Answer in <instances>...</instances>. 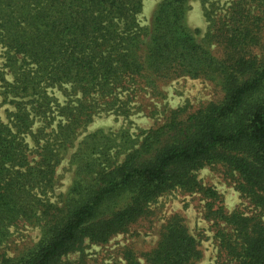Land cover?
<instances>
[{
  "label": "trees",
  "instance_id": "16d2710c",
  "mask_svg": "<svg viewBox=\"0 0 264 264\" xmlns=\"http://www.w3.org/2000/svg\"><path fill=\"white\" fill-rule=\"evenodd\" d=\"M189 1L161 0L142 27V0H0V45L13 76L1 78L2 96L14 108L7 123L0 120V246L20 223L41 229L33 246L1 264H62L85 241L103 246L127 233L174 190L208 200L206 218L224 226L217 244L227 264H264V0L223 7L200 0L203 36L185 24ZM184 77L214 84L221 99L187 114L170 110L137 144L125 132L119 144L103 131L88 135L71 156L72 187L58 204L49 202L61 150L99 113H125L120 91L160 96L159 83ZM64 86L79 97L58 109L57 147L40 145L35 119L50 123L47 90ZM27 137L37 144L33 152ZM205 167L220 169L252 212L227 213L220 195L197 180ZM142 257L145 264H199L203 251L175 214ZM124 260L139 264L128 249Z\"/></svg>",
  "mask_w": 264,
  "mask_h": 264
},
{
  "label": "rangeland",
  "instance_id": "374dc122",
  "mask_svg": "<svg viewBox=\"0 0 264 264\" xmlns=\"http://www.w3.org/2000/svg\"><path fill=\"white\" fill-rule=\"evenodd\" d=\"M161 0H142V10L137 17L140 26L150 25L154 10ZM218 7L228 5L231 0H214ZM189 10L186 14V26L191 29H199L201 36L208 26L204 15V6L200 0H190ZM200 37V36H199ZM214 49V47L212 48ZM5 49L0 45V120L7 123L8 113L14 108L9 104V99L2 96V81L5 78L12 82L13 76L5 67ZM66 89V90H65ZM129 90L120 91L118 98L124 103L126 112L121 114L114 111L102 112L95 116L92 122L81 130L72 147L61 150L60 162L55 168L53 177V190L47 193L51 203H59L68 190L72 187L77 178L76 165L71 161V156L76 152L79 143L88 135L103 131L110 135L116 144L120 143L123 132L130 136L135 143H139L143 132L148 131L163 123L170 110H184L185 114L196 111L210 102H217L222 97V92L214 84L188 77L175 79L166 83H159L158 90L161 95H153L148 89L141 91L135 87ZM53 97L52 120L49 124L37 118L32 127L33 134H40L39 144L47 142L56 148L57 142L54 138L59 133L63 121L58 109L65 105L74 106L75 96L69 86L62 89L54 87L47 90ZM70 103V104H69ZM57 141V140H56ZM31 152L36 150V145L27 137ZM118 148H113L111 155L114 156ZM32 154L30 159L38 160ZM124 158L122 154L119 161ZM197 180L205 187H210L221 197V205L224 210L232 212L242 211L246 214L252 212V208L235 191L232 181L225 179L221 170H214L205 167L196 172ZM199 194L184 193L174 190L166 193L150 204V215L131 226L125 234L116 235L106 245L98 246L85 241L80 251L69 254L62 259V264H124V252L130 250L138 259L139 264H145L142 255L150 251L156 245L161 229L167 219L172 215H179L185 221L189 232L196 238L201 250L203 259L199 264H227V261L219 257L218 250V229L224 228L222 224L216 225L212 220L206 218V203ZM264 222V213L262 214ZM10 235L0 246V264L2 257L12 258L23 252L26 248L33 246L41 236L39 226L20 223L11 227Z\"/></svg>",
  "mask_w": 264,
  "mask_h": 264
}]
</instances>
